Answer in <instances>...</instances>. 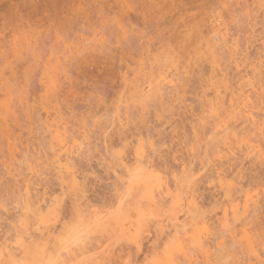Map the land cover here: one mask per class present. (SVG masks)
I'll return each mask as SVG.
<instances>
[{
    "label": "rangeland",
    "instance_id": "rangeland-1",
    "mask_svg": "<svg viewBox=\"0 0 264 264\" xmlns=\"http://www.w3.org/2000/svg\"><path fill=\"white\" fill-rule=\"evenodd\" d=\"M126 2L130 7L124 10ZM81 3L92 7L85 11L77 7ZM259 4L260 0H0V30L6 22L20 30L9 45L10 53L0 42V205L10 208L0 207V244H9V233L17 231L13 223L26 215L24 205L38 213V203L53 201L56 215V197L66 189L54 165L59 145L52 133L61 124L66 141L82 146L71 161L84 207L101 200V194L116 195L127 175L113 153L124 147L122 158L134 167L135 146L143 143L144 166L168 181L171 189L177 184L183 200L194 193L201 208L184 217L183 207L162 193L159 199L157 192L156 199L163 203L154 208L145 190L134 193L135 200L173 234L172 218L178 217L182 235L203 232L207 240L211 231L220 241L181 259L189 264H238L245 254L224 248V241L240 243L243 237L247 243L249 234L258 243L264 227V157L248 154L246 144L239 148L230 137L236 133L238 140L259 144L264 152V126H258L264 123ZM65 15L67 23L59 29L51 24V17ZM218 17L221 33H228L225 43L217 42L212 30ZM233 17L241 22L233 23ZM213 40L219 74L212 69L213 56L206 46ZM163 71L174 75L175 87L158 85ZM214 75L218 77L211 81ZM216 86H222L218 90L224 102L218 111ZM232 93L236 100L250 96L257 126L235 116ZM4 102L11 110L6 111ZM25 181L34 188L28 204ZM227 225L232 230L225 235ZM151 239L152 234L145 237L146 242ZM101 240L94 246L97 252ZM10 246H15L14 240ZM43 254V246L36 257L19 253L21 259H40ZM85 257L90 254L81 259ZM108 258L128 259V254L118 251Z\"/></svg>",
    "mask_w": 264,
    "mask_h": 264
},
{
    "label": "snow or ice",
    "instance_id": "snow-or-ice-1",
    "mask_svg": "<svg viewBox=\"0 0 264 264\" xmlns=\"http://www.w3.org/2000/svg\"><path fill=\"white\" fill-rule=\"evenodd\" d=\"M259 6L260 23L264 28V0H260ZM77 7L88 11L92 5L81 3ZM133 7L140 6L133 5ZM219 7L223 9L227 6ZM145 16L143 35L147 36L149 27L147 13ZM248 19L251 20V17L249 16ZM232 22L240 23L241 20L233 17ZM51 23L59 29L61 24L67 23L66 15L51 17ZM19 31L15 23L10 28L7 22L0 30V42L4 44L5 52L10 53L9 45L14 44L19 38ZM261 38L264 39V31L261 32ZM54 93L55 85L50 89V94ZM260 100L264 105V96H261ZM143 147V143L135 146L134 167L129 168L128 175L119 183L116 195H112L111 192L107 195L101 194L103 202L97 200L95 204L84 207L79 200V183L73 182L69 176H64L63 179L68 181V187L64 195L58 194L56 197L58 210L55 216L51 208L47 213L43 210L36 213L30 204L24 205L26 215L20 216L13 223L17 231L10 232L6 238L9 244L14 240L15 246L8 247L7 255L3 249H0V264H189L186 258L181 259L187 252H201L213 244H218L219 239L213 237L207 228L205 229L208 231L207 240L203 232L191 237L187 234L182 235L179 231L173 234L170 228L158 223L156 215L147 213L143 204L135 200L134 193L145 189V180L154 182L157 179L156 174L144 166ZM124 151V147L117 149L113 153L114 158L120 160ZM109 200L111 203L108 202ZM0 207H4V211H10L7 206L0 205ZM20 207V204L16 205L17 211ZM57 216L59 219L56 218ZM53 223L56 224L55 228L51 227ZM153 227H155L154 233H152ZM231 230L232 225H227L225 235ZM51 234H55L54 240ZM149 234H152V239L146 242L145 237ZM45 235H49L47 241L44 240ZM101 237L107 240L106 244ZM97 240H101L103 255H100L94 247ZM42 246L43 258H20V251H25L32 257L38 256ZM223 247L245 254L238 264H264V227L259 233L258 243L251 238L245 243L244 238L240 237V243L224 241ZM118 251L126 252L128 259L108 258ZM84 253H89L90 257L81 259ZM141 256L143 258H140ZM227 264L233 262L228 261Z\"/></svg>",
    "mask_w": 264,
    "mask_h": 264
},
{
    "label": "bare ground",
    "instance_id": "bare-ground-1",
    "mask_svg": "<svg viewBox=\"0 0 264 264\" xmlns=\"http://www.w3.org/2000/svg\"><path fill=\"white\" fill-rule=\"evenodd\" d=\"M123 2V1H122ZM121 2V3H122ZM124 3V2H123ZM127 6V2H126V4L124 5V10H125V8H129L128 6ZM85 12H83V14H84ZM51 17V16H50ZM221 18V17H220ZM220 18L218 17V18H215V20L213 21V29L212 30H214V34L215 35H217V38H216V41L218 42V41H222V42H224L225 43V41H227V34L226 33H221V31H222V29H221V23H220ZM49 20V19H48ZM47 20V21H48ZM51 22V21H50ZM50 24V23H49ZM52 24V23H51ZM49 28V27H48ZM51 29V28H50ZM49 29V30H50ZM54 29H56V28H54ZM48 30V31H49ZM57 30V29H56ZM223 32V31H222ZM226 44H227V42H226ZM207 51H209L210 52V54H209V56L211 55V56H213V60H212V64H213V71H214V73H216L217 71L219 72V67L217 68L216 66H218V65H216V63H217V61L214 59V54H215V51L213 50L214 49V40L212 41V42H209V43H207ZM234 49V48H233ZM212 58V57H211ZM188 68V67H187ZM188 70V69H187ZM186 72V71H185ZM217 72V73H218ZM43 74V73H42ZM219 74V73H218ZM44 75H46L45 73H44ZM216 77H218V75H214L213 77H212V79H211V81H213ZM54 85V84H53ZM52 84H51V86H53ZM158 85H163V86H170V87H175L176 86V80H175V77H174V75L169 71H163V72H160V74H159V81H158ZM50 86V87H51ZM220 87H222V86H216V98L217 99H220L221 101H219V102H215V104H216V109H215V106H211V107H213L212 108V110H217L218 111V109H221V107H220V105L221 106H223V104H224V102H223V97H221V92L218 90ZM150 88V89H149ZM153 88H152V83L150 82L149 84H148V90L146 91V92H148L149 93V91H151ZM144 90H145V88H144ZM146 92H144L143 91V93H145V94H147L148 95V93H146ZM152 93V92H151ZM145 94L143 95L144 96V98H146L145 97ZM150 94V93H149ZM232 95V97H231V99H230V104H231V108H233V110H232V112L233 113H235V116L237 117V118H239V119H244V120H246V121H249L251 124H253L254 126L256 125H258L259 123V120H257L256 119V117H255V115H254V113H253V109L252 108H254V107H250L249 106V103H250V101H251V98H250V96H246V97H241V99H238V100H236L235 99V97L233 96L234 95V93H232L231 94ZM241 100V101H240ZM10 100H8V102H9ZM146 101V100H145ZM234 102H236L237 104L235 105V103ZM239 102V103H238ZM4 103H6V102H4ZM10 103V102H9ZM211 104V103H210ZM214 104V105H215ZM10 105L11 104H8V103H6V104H4V107L6 108V111H8V110H11V107H10ZM220 108H219V107ZM218 107V108H217ZM218 114V113H217ZM219 115V114H218ZM245 121V122H246ZM258 123V124H257ZM61 125V124H60ZM60 125H58L57 124V126L55 125V128H54V132L52 133V134H54L52 137H54L55 138V140L58 142V145H59V149H58V151L56 152V161L54 162V165L55 164H57L56 166H55V169H57V171H58V176H60L59 177V179L61 178V187L63 188L62 190H64V188H67L68 187V181L67 180H64L63 179V177L64 176H69V178L73 181V182H78L79 183V179H78V177H77V174L75 173L76 171L75 170H73V162L71 161L72 160V156L74 157L75 156V154L78 152L79 153V151L78 150H82V146L81 145H79V144H81V143H77V141H73L72 142V144L70 145L67 141H66V139L67 138H65L64 137V135H65V132H66V129L64 130V128H61L62 126H60ZM264 126V123H260L258 126ZM65 131H63V130ZM227 129V128H226ZM228 130V129H227ZM226 130V131H227ZM53 131V130H52ZM64 132V133H63ZM229 132V131H228ZM226 133V132H225ZM229 133H231V132H229ZM261 133L263 134L264 133V129H261ZM229 135V134H228ZM231 135L233 136V138L236 140V142H237V144H238V146L240 145V147L239 148H241L242 146H244L243 145V143L244 144H246V151H247V153L248 154H250V153H255V155H257V154H260V156H262V157H264L263 155V151L261 150V147H260V145L258 144V145H256L255 146V144L254 145H252V144H250V140L248 141V140H245V138L243 139H239L238 140V138H237V134L235 133L234 135L231 133L230 134V137H231ZM237 135V136H236ZM230 137H228L229 139H230ZM53 138V139H54ZM227 140V139H226ZM248 141V142H247ZM226 142V141H225ZM240 143H242V145L240 144ZM226 144V146H228L227 144H229V143H224V145ZM236 144V145H237ZM81 146V147H80ZM230 147H231V145H230ZM229 148V147H228ZM227 148V149H228ZM233 148V147H232ZM231 149V148H230ZM233 150V149H232ZM228 151H229V149H228ZM231 153L232 152H234V150L233 151H230ZM229 152V153H230ZM228 153V152H227ZM233 154V153H232ZM77 155H79V154H76V156ZM254 155V154H253ZM222 157V156H221ZM223 157H224V155H223ZM261 157V158H262ZM262 159H264V158H262ZM136 160V159H135ZM119 164H120V166H122L123 168H124V170H125V172H126V175H128V171H129V168H130V166H129V164H128V162H126V160L125 159H123V158H121L120 160H119ZM73 165V166H72ZM186 167V166H185ZM184 167V168H185ZM188 168V167H187ZM186 169V168H185ZM185 169L183 170V172L185 171ZM187 170V169H186ZM186 172V171H185ZM177 178V177H176ZM175 178V181L176 182H178L177 181V179ZM25 183H26V181H25ZM25 185V189H24V197L26 196V200H27V204L31 201L30 200V198L32 197V194H31V192H32V190H34V188L32 187V185L30 184V182L28 181L26 184H24ZM80 185V184H79ZM145 185H146V187H145V199L146 200H148L151 204H152V207H153V205H154V208H157V207H159L158 205H160L159 203H161L162 201L161 200H158V199H156V198H158V195L160 194V193H162V196H163V194H164V196L166 197V198H170V197H172L173 199H171V200H174L173 202L175 203V205H179L180 207H183V209H182V211H183V215H184V217H186V216H189L190 215V213L192 212V211H198V210H200V208H201V205L199 206V202H198V199H197V197L194 195V193L192 194V195H190V196H187V197H185L184 198V200H183V198H182V194L180 193V191H179V189L177 190V184H173L174 186H176V188L174 187V189L175 190H173V189H171L172 188V186L170 185V183L168 182V181H166V180H164V178H160V176L159 177H157V179L154 181V182H150V181H148V180H145ZM232 185H233V183H232ZM231 185V186H232ZM229 186V188H230V184L228 185ZM32 188V189H31ZM232 190V189H231ZM229 191V190H228ZM156 192H157V196H156ZM175 192V193H174ZM177 193V194H176ZM227 194V196L230 194V193H226ZM162 196H161V194H160V198L159 199H161L162 198ZM163 196V197H164ZM231 196H232V194H231ZM164 197V198H165ZM228 198H230V196L228 197ZM232 198V197H231ZM230 198V199H231ZM164 200V199H163ZM229 200V199H228ZM159 201H161V202H159ZM165 202V201H164ZM163 203V202H162ZM161 203V204H162ZM205 203V202H204ZM40 203H38V213L41 211V210H47V211H49V208H53V206H54V203H53V201H50L49 202V204H47V205H45V206H41V205H39ZM156 206V207H155ZM162 206V205H161ZM160 206V207H161ZM227 211H225V213H226ZM180 216H181V213H180ZM179 219L180 218H178V217H176V218H172V220H174V222H173V224H172V227L174 228V232L176 233L177 231H179L180 232V230H181V226H183V224L181 225V223H180V221H179ZM183 219V218H182ZM171 221V220H170ZM162 222L163 221H160V224H162ZM186 226V225H185ZM185 228V227H184ZM182 231H183V229H182ZM182 233V232H181ZM245 235H247L246 233H245ZM249 235V234H248ZM246 236V242L248 241V239L249 238H251L250 237V235L249 236ZM49 238V237H48ZM8 247H9V244H7V243H2V244H0V249H3V251H4V253H5V255H7V250H8ZM202 252H204V251H202ZM98 253L100 254V255H103V250L101 249L100 251H98ZM208 254V253H207ZM44 255V254H43ZM207 256V255H206ZM185 257H186V255H185ZM40 258H43V257H40ZM191 258H192V256H191ZM206 258V257H205ZM189 260H192V259H190V257H189ZM209 260H208V256H207V263H209L208 262Z\"/></svg>",
    "mask_w": 264,
    "mask_h": 264
}]
</instances>
